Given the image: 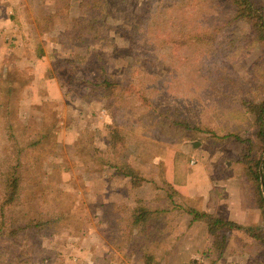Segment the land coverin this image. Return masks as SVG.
<instances>
[{"label": "rangeland", "instance_id": "obj_1", "mask_svg": "<svg viewBox=\"0 0 264 264\" xmlns=\"http://www.w3.org/2000/svg\"><path fill=\"white\" fill-rule=\"evenodd\" d=\"M233 16L230 0H0V201L2 173L16 165L20 197L6 221L54 223L16 235L0 225V264H264L242 232L222 257L209 253L189 199L164 181L172 153L195 142L209 171L234 180L226 199L255 200L239 162L254 117L239 114L264 100V44ZM101 67L128 89L107 99L90 89ZM138 207L152 211L143 226L131 224ZM249 215L243 226L262 228Z\"/></svg>", "mask_w": 264, "mask_h": 264}, {"label": "trees", "instance_id": "obj_2", "mask_svg": "<svg viewBox=\"0 0 264 264\" xmlns=\"http://www.w3.org/2000/svg\"><path fill=\"white\" fill-rule=\"evenodd\" d=\"M234 8V16L232 22L242 21L249 25L250 31L253 37V44L263 43L264 44V5L258 4L254 0H230ZM238 51H233L230 55L236 57ZM231 58V56H230ZM228 59V58H227ZM103 67H101L102 69ZM101 73L104 78L102 81L96 82L90 80L87 86L91 89H97L101 93L102 98H111L116 94V88L123 89L125 92L128 87L122 86V84L110 80V76H107L104 69ZM242 108L245 112L239 114V116L245 120L247 112L253 115V126L255 128V142L250 140L246 141L249 147L253 149L248 154L241 156L239 162L243 165L244 174L254 189L255 193V203L257 208L260 210L263 226L255 231L251 227L241 226L233 221H229L219 217L218 215H213L206 212L198 211L194 208H186L185 214L190 217L191 222H202L207 230V234L210 236V251L217 258L222 257L226 250L227 244L234 232H242L254 239L261 247L262 252H264V100L256 102H243ZM246 113V114H245ZM118 130L113 128L110 131V146L114 147L118 142ZM239 140L238 135L235 136ZM119 175L129 180L133 187H138L142 181L139 179L138 173L131 167L125 164L112 165ZM3 180V194L0 201V225H6L8 222L11 230H13L12 235H16L18 231H25L28 228H48L50 225L54 224L49 221L46 222H36L30 221L26 224H21L17 219L12 218L6 221V213L9 211L19 200L20 197V176L17 171V167L11 166L7 171L2 173ZM262 186V189H261ZM173 195H179L172 190ZM152 211L146 207L135 208L131 214V224L133 226L140 225L143 226L150 219ZM56 222V220H54ZM2 228L0 227V230ZM150 255H143L145 259L144 264H152L150 260Z\"/></svg>", "mask_w": 264, "mask_h": 264}, {"label": "crops", "instance_id": "obj_3", "mask_svg": "<svg viewBox=\"0 0 264 264\" xmlns=\"http://www.w3.org/2000/svg\"><path fill=\"white\" fill-rule=\"evenodd\" d=\"M191 144V149L182 146L179 150L174 151L171 158L169 157L165 162V183L177 194L189 199L192 208L198 211L216 215V211L226 207L230 208V215L225 216V219L241 226L249 223L247 222L249 214L252 217L261 216L255 200L248 202L250 199H242V196L226 199L228 192H231L229 185H232L231 182L234 180L225 181L223 175L219 176L218 172L209 171L207 169L208 152L200 147L199 143L191 142ZM179 156L183 157L182 165L178 162ZM193 166H197V168L193 170ZM216 192H223V195L216 199Z\"/></svg>", "mask_w": 264, "mask_h": 264}, {"label": "water", "instance_id": "obj_4", "mask_svg": "<svg viewBox=\"0 0 264 264\" xmlns=\"http://www.w3.org/2000/svg\"><path fill=\"white\" fill-rule=\"evenodd\" d=\"M261 189H262V186H261Z\"/></svg>", "mask_w": 264, "mask_h": 264}]
</instances>
